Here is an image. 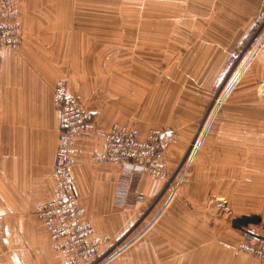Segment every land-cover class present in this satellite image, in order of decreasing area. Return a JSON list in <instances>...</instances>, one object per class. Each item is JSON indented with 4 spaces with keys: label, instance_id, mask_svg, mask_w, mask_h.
Segmentation results:
<instances>
[{
    "label": "crops",
    "instance_id": "obj_1",
    "mask_svg": "<svg viewBox=\"0 0 264 264\" xmlns=\"http://www.w3.org/2000/svg\"><path fill=\"white\" fill-rule=\"evenodd\" d=\"M31 1L25 5L23 46L16 53L0 52V264H34L26 260L29 249L36 252V263L42 264L41 255L49 259V255L39 251L43 242L37 232L43 226L34 212L37 205L53 198L52 172L61 115L53 103L48 112L41 106L38 92L26 87V80L30 83L33 80L28 72L38 67L37 61L45 62L42 69L47 72L51 61L77 58L72 53L66 56L60 46H87L105 40L108 44H119L127 35L126 29L129 37L136 40L145 39L144 35L151 38L144 34L146 31L141 33V29H152L150 22L149 27L129 25L122 34L120 30L124 27L119 21L106 23L98 15L96 19L90 18V9L98 14L105 0H72L70 5L60 4L58 0H49L48 5H34ZM134 2L141 13L154 11L153 0ZM186 13H191V18ZM180 14L184 15L182 20ZM178 17L174 37L178 60L220 62L221 67L213 75L224 78L223 105L237 114L233 123L240 126L234 136L224 133V128L219 132L209 128L203 133L202 148L193 158L189 181L198 188H248L249 173H256L257 179L264 180V0H193L191 5L188 0H182ZM106 25H111L108 29L114 31L105 32ZM166 38L168 41L167 33ZM246 45L249 47L240 52ZM49 46H55V51H48ZM233 60L236 63L228 69L227 63ZM98 117L99 124L107 127ZM101 134L80 138L77 165L72 174L74 191L96 235H108L113 244L121 241L136 224L163 183L145 178L139 169L92 164L88 153L103 150ZM195 136L182 130L172 138L166 148L171 172L185 157ZM258 140L262 150L255 148ZM250 158H256L251 160V168ZM177 206L173 198L160 217L161 252L167 254L161 264H202L201 253L207 252L209 264H217L216 218H212L213 224L210 215L208 220L207 215L201 218L199 214L189 218L179 213ZM250 232L262 235L264 230ZM26 236L31 243H25ZM47 250H51L50 244ZM43 264L51 261L43 259Z\"/></svg>",
    "mask_w": 264,
    "mask_h": 264
},
{
    "label": "rangeland",
    "instance_id": "obj_2",
    "mask_svg": "<svg viewBox=\"0 0 264 264\" xmlns=\"http://www.w3.org/2000/svg\"><path fill=\"white\" fill-rule=\"evenodd\" d=\"M58 1L60 4L70 5L72 0ZM188 2L191 5L193 0ZM31 3V0H21L22 30L25 5ZM33 4L48 5L49 0H33ZM181 4L182 0H153L154 11L152 14H145L136 9L138 7L134 0H105L104 7L98 14L92 13L90 9V18L94 16L96 19L98 15V19L106 23L119 21L124 27L120 30L122 34L129 25L149 27L150 22L152 29H141V33L146 31L144 34H149L151 38L144 35L145 39L136 40L134 37H129L128 29H126L127 35L119 44H108L105 40L104 43H91L87 46H60L66 56L72 53L77 58L72 61H51L47 72L42 69L45 62L37 61L35 63L38 67L28 72L33 80L29 79L32 81L30 83L27 79L26 87H31L30 90L38 92L41 106L48 109V112L52 110V103L54 106L56 83L64 80L69 94L82 102L86 113L95 124L97 129L93 134L102 133L103 142L104 133L114 125L126 126L142 138L151 129L167 131L173 137L182 133V130L191 137L196 135L189 143L185 157L174 172L169 169L165 149L169 171L168 181H160L163 185L159 194L148 202L136 224L126 236L121 241L104 247L97 259L98 264H118L119 262L121 264H161L162 258L167 254L161 252L163 237L160 217L166 210L167 203L173 198L174 202L178 203L177 211L188 215L189 218L193 214H199L201 218L207 215L205 218L208 220L210 217L211 224H213L212 218H216L217 264L238 261L243 264H260L253 256L246 254L236 256L235 247L247 230L249 232L255 229L264 230V180L257 179L256 173H249L248 188L231 189L198 188L189 181L193 158L202 148L203 133L209 128H212L213 132H219L224 128V133L227 135L232 133L234 136L240 126L233 123L237 120L235 117L237 114L228 111L223 105L226 96L224 78L213 75L217 74L221 67L220 62L178 60L177 58L179 51L174 37L177 31L176 21L179 19L178 8ZM164 9L166 11H162ZM67 10L70 9L67 8ZM39 15L43 14L39 13ZM183 16L180 14L181 20ZM185 16L191 18L192 14L186 13ZM110 26L106 25L105 32L114 31L112 28L108 29ZM105 39L111 38L105 36ZM54 47L49 46L48 51H55ZM245 47L247 49L249 46H242L240 52ZM38 49L40 51V46ZM235 63V60L227 63L228 69ZM222 70L223 75L225 67ZM96 116L98 119L102 118V122L107 127H102ZM254 127L258 128L255 125ZM230 136L226 138L229 139ZM255 145L256 150H262L260 140ZM90 152L88 154H90L91 163L97 165L92 161L94 153ZM251 160L256 158H250V168ZM144 177L155 180L146 175ZM220 197L226 198V201ZM243 216H259L261 223L239 230L235 229L233 226L235 219ZM207 220L205 223H208ZM203 221L202 219V225ZM37 234L43 242L39 251L49 255V259L41 255L42 264L43 259L51 261V264H60V256L52 250H47L49 238L44 228H41ZM24 240L25 243H31L28 236ZM27 252L26 260L30 259L34 264H38L34 258L37 255L36 252L30 249ZM201 256L202 264H209V253H201Z\"/></svg>",
    "mask_w": 264,
    "mask_h": 264
},
{
    "label": "built area",
    "instance_id": "obj_3",
    "mask_svg": "<svg viewBox=\"0 0 264 264\" xmlns=\"http://www.w3.org/2000/svg\"><path fill=\"white\" fill-rule=\"evenodd\" d=\"M22 15L21 0H0V52H17L23 46ZM54 107L61 115L52 172L54 194L51 200L37 205L34 213L48 235L51 250L61 257V264H98L99 254L111 238L96 235L74 191L72 174L80 138L93 134L97 128L82 102L69 94L64 80L55 86ZM172 138V134L160 129H151L142 138L126 126L114 125L104 133L103 150L94 153L92 161L120 169H139L155 180L168 181L165 149ZM235 254L253 256L264 264V233L245 232Z\"/></svg>",
    "mask_w": 264,
    "mask_h": 264
},
{
    "label": "trees",
    "instance_id": "obj_4",
    "mask_svg": "<svg viewBox=\"0 0 264 264\" xmlns=\"http://www.w3.org/2000/svg\"><path fill=\"white\" fill-rule=\"evenodd\" d=\"M261 218L259 216H243L235 219L233 226L235 229L247 228L250 225H259Z\"/></svg>",
    "mask_w": 264,
    "mask_h": 264
}]
</instances>
